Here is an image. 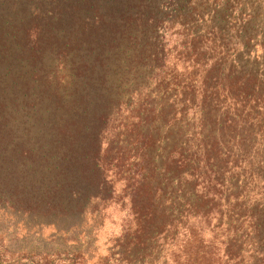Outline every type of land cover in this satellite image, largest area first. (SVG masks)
<instances>
[{
    "label": "trees",
    "instance_id": "1",
    "mask_svg": "<svg viewBox=\"0 0 264 264\" xmlns=\"http://www.w3.org/2000/svg\"><path fill=\"white\" fill-rule=\"evenodd\" d=\"M0 264H264V0H0Z\"/></svg>",
    "mask_w": 264,
    "mask_h": 264
},
{
    "label": "rangeland",
    "instance_id": "2",
    "mask_svg": "<svg viewBox=\"0 0 264 264\" xmlns=\"http://www.w3.org/2000/svg\"><path fill=\"white\" fill-rule=\"evenodd\" d=\"M49 229V228H48ZM46 229V231L48 230ZM115 229H111V226L109 225V222H104L101 230H100V233H99V241H102L103 240V244L105 243L106 241V237L107 235L111 232V231H114ZM48 232V231H47ZM7 234H12V229H8V232ZM41 239H35V238H31L30 240H28L27 242H18L15 246H17V248H20V247H27L29 249L31 248H36L37 250L41 249L43 246H46L47 248H55V247H58L60 248V245H55V244H58L56 241H53V242H48V237L46 235V233H43V236H40ZM102 247L103 245L101 246V249L99 248V252H102Z\"/></svg>",
    "mask_w": 264,
    "mask_h": 264
}]
</instances>
